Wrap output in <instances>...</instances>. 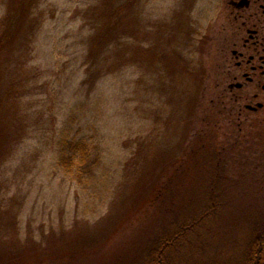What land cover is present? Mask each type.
Masks as SVG:
<instances>
[{
	"label": "rangeland",
	"instance_id": "374dc122",
	"mask_svg": "<svg viewBox=\"0 0 264 264\" xmlns=\"http://www.w3.org/2000/svg\"><path fill=\"white\" fill-rule=\"evenodd\" d=\"M102 2L0 0V264H123L211 189L225 195L201 244L239 261L264 224V124L231 122L216 97L226 0H120L121 54L110 40L94 56ZM68 142L100 157L103 180L58 165Z\"/></svg>",
	"mask_w": 264,
	"mask_h": 264
},
{
	"label": "trees",
	"instance_id": "16d2710c",
	"mask_svg": "<svg viewBox=\"0 0 264 264\" xmlns=\"http://www.w3.org/2000/svg\"><path fill=\"white\" fill-rule=\"evenodd\" d=\"M119 1L120 0H103L101 9L103 10L102 15L105 16L106 19L111 20L115 18L118 13H123L124 9L123 6H119ZM127 6L128 8H132L134 3L129 2ZM21 17L22 14L20 13H17L14 18L8 16L3 22L5 32L9 28L11 34H13L12 27L14 24H16L14 27L19 25ZM110 20L101 31L94 36V56L107 50L110 40H113L112 38L116 36L115 34L117 31L119 32V25L114 26ZM5 41H8V38L3 37L0 39V51ZM110 45L113 47L112 51L115 50L114 54L119 56L121 54L120 48L123 46L121 39L113 40ZM110 59H113V56L106 58L105 61L108 62ZM116 63L121 66L119 59ZM78 146L79 147L75 149V145L68 142L64 149L59 152L58 165L64 168L75 181L88 187L98 178H100L99 180L105 178L103 176L100 177L98 173L101 160L97 155L93 160L91 159V149L88 145L79 143ZM78 151L80 152L78 153ZM223 152L224 150L214 156L216 169H212V171L213 180L215 182L221 178L222 169H220V167L228 162L227 155L224 156L225 153ZM222 195H225L224 190L219 191V189H217L216 191L211 189L207 196L209 202L197 209L200 212L194 210L189 213L182 214L176 212L173 214L170 218V223L163 224L158 231L149 234L147 241L143 245V248L138 251L136 257L125 261L123 264H264L263 223H256L249 230L243 245L244 252L239 261L229 259L223 260L216 256L211 257L209 247L201 244V236L204 235L203 229L207 231L205 225L209 222L208 218L222 211ZM195 237L197 239H195Z\"/></svg>",
	"mask_w": 264,
	"mask_h": 264
},
{
	"label": "flooded vegetation",
	"instance_id": "af4514ba",
	"mask_svg": "<svg viewBox=\"0 0 264 264\" xmlns=\"http://www.w3.org/2000/svg\"><path fill=\"white\" fill-rule=\"evenodd\" d=\"M225 5L217 36L216 97L231 122L264 124V0Z\"/></svg>",
	"mask_w": 264,
	"mask_h": 264
}]
</instances>
